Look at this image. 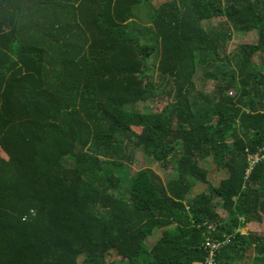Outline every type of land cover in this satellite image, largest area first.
Wrapping results in <instances>:
<instances>
[{"label": "trees", "instance_id": "obj_1", "mask_svg": "<svg viewBox=\"0 0 264 264\" xmlns=\"http://www.w3.org/2000/svg\"><path fill=\"white\" fill-rule=\"evenodd\" d=\"M263 143L264 0H0V264H264Z\"/></svg>", "mask_w": 264, "mask_h": 264}, {"label": "rangeland", "instance_id": "obj_2", "mask_svg": "<svg viewBox=\"0 0 264 264\" xmlns=\"http://www.w3.org/2000/svg\"><path fill=\"white\" fill-rule=\"evenodd\" d=\"M223 16H217L213 17L209 20L202 21L203 25H211V24H218L221 20H223ZM257 39V35L255 31H244V32H238L233 31V36L231 41L228 43L227 51L234 48L238 43L241 42H255ZM153 78L156 80L155 75H153ZM195 84L197 88L205 91V92H211L214 89V81L203 79V73L199 70L195 74ZM234 90H232L230 93H233ZM147 105L151 109H156V100H153L152 102H147ZM211 164L210 159H205L200 161V165L203 167L209 168ZM142 167H149L151 168L162 181H166L168 178L172 177L174 170L170 164H168L167 167H162L161 164H159L155 159H153L151 156H149L146 152L142 150H137L135 154V162L132 165H128L125 167V169H122V172L127 173L128 176L133 175L135 171L138 168ZM206 189L205 183H196L190 190L188 196H192L194 193ZM260 222H251L248 223L245 227L241 229V231H256L261 232L264 234V215L260 216ZM160 231L155 232L153 235L148 237L146 239V244L148 247H150L154 241L159 236Z\"/></svg>", "mask_w": 264, "mask_h": 264}, {"label": "built area", "instance_id": "obj_3", "mask_svg": "<svg viewBox=\"0 0 264 264\" xmlns=\"http://www.w3.org/2000/svg\"><path fill=\"white\" fill-rule=\"evenodd\" d=\"M260 159H264V143L260 147H258V149L254 153H251L248 155L249 165H248L246 172L247 173L250 172V170L255 165V163L259 161ZM208 227L213 228L212 225H209ZM227 239L228 238H226V240ZM205 244H206V248H208V257H207L206 263L213 264L212 257L215 256V249L220 245V243H218L217 241L207 240Z\"/></svg>", "mask_w": 264, "mask_h": 264}]
</instances>
